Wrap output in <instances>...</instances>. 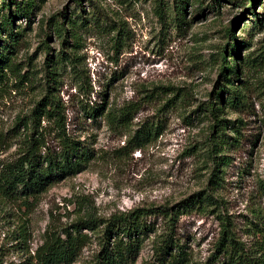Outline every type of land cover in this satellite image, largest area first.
Segmentation results:
<instances>
[{"label": "rangeland", "instance_id": "rangeland-1", "mask_svg": "<svg viewBox=\"0 0 264 264\" xmlns=\"http://www.w3.org/2000/svg\"><path fill=\"white\" fill-rule=\"evenodd\" d=\"M178 5L0 0L7 62L0 79V264H41L45 243L89 216L108 220L161 206L181 212L174 233L187 264H231L218 248L225 231L245 253L264 251V0H189L182 21ZM17 7L29 15H17ZM224 50L237 72L228 81L219 76ZM222 84L215 119L205 106ZM45 98L64 106L68 134L92 159L39 195L15 196L3 178L24 156L30 115ZM100 105L105 114L96 121L85 114ZM131 105L130 124L108 120ZM42 126L47 146L59 152L55 132ZM189 199L204 203L184 210ZM147 222L157 231L145 237L135 264H158L155 246L168 222L154 215ZM82 232L89 242L74 264H95L101 232Z\"/></svg>", "mask_w": 264, "mask_h": 264}, {"label": "trees", "instance_id": "trees-1", "mask_svg": "<svg viewBox=\"0 0 264 264\" xmlns=\"http://www.w3.org/2000/svg\"><path fill=\"white\" fill-rule=\"evenodd\" d=\"M188 1L176 0V3L179 4L178 10H180L179 21L185 20ZM16 14L27 17L29 15L28 8L17 7ZM254 15L257 16L256 13ZM230 33H233V30ZM232 47L233 54H239V44ZM0 50H3L1 46ZM4 57V55L0 57V79L2 71L7 66ZM222 57L224 65L219 76L221 80L228 81L230 75L237 72L227 62L226 50L223 51ZM223 93L224 84L216 93L214 101L205 106V111L209 112L215 119H217V113L220 111L218 101L224 103ZM236 99V97L230 98L229 101ZM104 109V105L96 108H85V114L96 121L98 117L105 114ZM136 111L137 107L131 105L121 114L110 112L107 118L112 123L127 125L131 123L132 116ZM43 121H46L48 127L55 132L59 140V152H55L47 146L44 133L47 130L42 126ZM218 122L220 123V120ZM30 127V140L27 143L24 156L10 166L3 178L4 190L10 191L15 196L39 195L55 183L81 173L92 159L91 150L84 143L68 134L64 106L62 107L56 99L45 98L36 105L30 115ZM149 134L145 132V137ZM135 139L139 143L143 136L137 133ZM206 200L208 198L204 201ZM204 201L203 199L198 202L191 200L183 208L186 210L195 206L196 203H199L200 206ZM180 213H174L173 208L168 206H161L155 209H136L128 213L114 214L108 220L89 216L79 222L75 231L67 232L63 239L57 238L47 241L38 253L40 262L41 264H74L89 242V236L82 232L88 230L101 232L102 248L95 264H135L142 251L145 237L157 231L152 223L147 222V218L154 215L162 216L168 222L167 231L155 246L157 263L187 264V254L183 252V248L174 233L175 222ZM225 235H228V232H223L218 248L219 251L226 254L225 257L229 263L264 264V251L259 257L249 255L245 253L243 248H240L239 244H236L238 246L233 245L235 243L233 238L226 239Z\"/></svg>", "mask_w": 264, "mask_h": 264}]
</instances>
